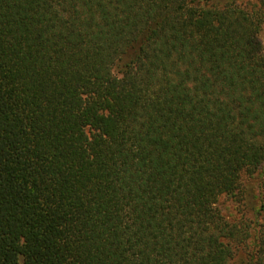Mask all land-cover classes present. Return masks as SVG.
<instances>
[{"label":"trees","instance_id":"1","mask_svg":"<svg viewBox=\"0 0 264 264\" xmlns=\"http://www.w3.org/2000/svg\"><path fill=\"white\" fill-rule=\"evenodd\" d=\"M263 6L0 0V264H264Z\"/></svg>","mask_w":264,"mask_h":264},{"label":"rangeland","instance_id":"2","mask_svg":"<svg viewBox=\"0 0 264 264\" xmlns=\"http://www.w3.org/2000/svg\"><path fill=\"white\" fill-rule=\"evenodd\" d=\"M250 1H258V0H250ZM264 7V6H263ZM264 9V8H263ZM259 39L264 47V24L262 26V29H261V32H260V35H259ZM254 186V182L253 184H251ZM230 199H222L221 200V208L223 209V211L226 213V214H229L230 212H232V207H234V205L231 203V201H229ZM244 258V255L243 253H239L235 256V258L230 262V264H242L241 263V260Z\"/></svg>","mask_w":264,"mask_h":264}]
</instances>
